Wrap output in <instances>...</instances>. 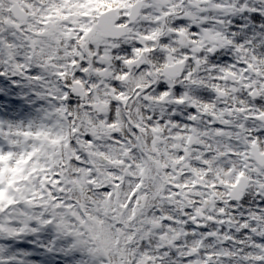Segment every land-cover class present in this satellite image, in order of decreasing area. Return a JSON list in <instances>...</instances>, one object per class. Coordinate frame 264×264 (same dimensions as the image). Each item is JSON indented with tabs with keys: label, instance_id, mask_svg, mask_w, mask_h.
Instances as JSON below:
<instances>
[{
	"label": "snow or ice",
	"instance_id": "6c2138e0",
	"mask_svg": "<svg viewBox=\"0 0 264 264\" xmlns=\"http://www.w3.org/2000/svg\"><path fill=\"white\" fill-rule=\"evenodd\" d=\"M0 264H264V0H0Z\"/></svg>",
	"mask_w": 264,
	"mask_h": 264
},
{
	"label": "rangeland",
	"instance_id": "374dc122",
	"mask_svg": "<svg viewBox=\"0 0 264 264\" xmlns=\"http://www.w3.org/2000/svg\"><path fill=\"white\" fill-rule=\"evenodd\" d=\"M14 99L18 98L17 94H13ZM12 96L10 98H13Z\"/></svg>",
	"mask_w": 264,
	"mask_h": 264
},
{
	"label": "trees",
	"instance_id": "16d2710c",
	"mask_svg": "<svg viewBox=\"0 0 264 264\" xmlns=\"http://www.w3.org/2000/svg\"><path fill=\"white\" fill-rule=\"evenodd\" d=\"M18 96V95H17ZM12 97H13V95H12ZM13 99H14V97H13ZM25 242H27V241H25ZM24 247H28V245H25Z\"/></svg>",
	"mask_w": 264,
	"mask_h": 264
}]
</instances>
